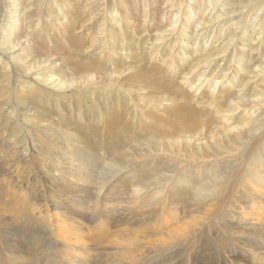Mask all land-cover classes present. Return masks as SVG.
I'll return each instance as SVG.
<instances>
[{
    "label": "bare ground",
    "instance_id": "1",
    "mask_svg": "<svg viewBox=\"0 0 264 264\" xmlns=\"http://www.w3.org/2000/svg\"><path fill=\"white\" fill-rule=\"evenodd\" d=\"M115 1V4L110 6L112 9L108 12L107 21L100 23L102 17L98 19V33L95 32L97 37L93 35L91 40V44L96 46L94 53H92L95 56L87 58L82 55L83 44L78 43L74 35L71 34L74 33L77 25L74 19L75 15H72L73 6H78L77 4L73 5L71 1L67 5V10H62L58 6L49 9L42 8L43 2L41 0H10L4 5L1 4L0 0V28L3 33L0 34V99H2L0 103V129H7L9 125L7 115L11 112L14 113L11 102H7L8 108L5 111L2 107V103L7 101V96L11 95L12 92L15 102L23 105L28 115L36 116L37 114V123L45 121L41 119L43 113L48 111L43 108L44 103L49 104V107L52 108L57 105L58 100L60 101L59 105L62 106L61 103L64 102L61 101L72 99L82 101L85 97L90 98L91 101L92 96H98L100 102H96V98H94V103L103 107L107 105L105 110L101 106L100 112L98 111L99 114L94 112L96 121L102 116L100 122L104 124L103 129H105V142H103L107 145L108 143L118 145L111 135H114V138L118 137L115 134L120 133V130L128 131L132 135L133 130H136L133 133V136L138 138L135 142L144 147L143 149L140 147L131 158H124L123 160L116 158L107 162L103 160L102 164L105 167L103 172L117 175L127 170L136 160L137 165L138 162L144 163L150 159L149 162H152L150 167L153 164V168H149V171L154 170V167L157 166L156 162L165 165V169L161 172L158 171V174H161H157L155 178L150 177L142 183V179H133L136 194L153 186L155 192L152 196L160 197L163 195L167 184L176 181L180 183H175V186L179 187L182 183L190 186H188V192H185V195L178 196L179 203L183 202V197H190L193 198V203L198 206L208 199L204 196V193H207L205 190L207 187L211 189L208 192L210 196L220 199L225 190L228 189L229 181L234 182L235 174L236 176L239 175L237 167L240 165L244 167L241 174L252 181L250 182L251 185L254 183L257 188L263 189L264 0H246L245 11H239L240 13L236 18L232 17L235 14V9L237 10L239 7L238 4L241 3L240 0H190L192 3L186 4L182 10H180V6L186 0H182V3L181 1L174 3L173 0H142L143 4L141 7L139 6L140 9L137 5H132L133 2H129V0ZM1 5L4 6L3 11ZM130 6L133 8L130 9ZM160 6L170 8L160 11ZM210 6L217 7V10L212 11L213 13L217 12V14L215 16L212 14L213 18L210 16L204 22V12ZM229 6L233 12L227 9ZM119 7L124 9V14L118 10ZM58 11L61 16L57 20L55 16L59 14ZM172 11L175 13L170 15L169 27L167 29L162 28V23L166 22L167 19L166 13ZM46 14L47 20L43 22L42 19ZM33 16L36 18L35 29L32 28L33 20H28ZM51 17L55 23L61 21L58 22V27L62 31L61 34L64 33L62 36L54 37L49 34L51 28L56 25ZM156 17L160 19L157 22H155ZM5 22L7 24L4 30ZM232 22L234 23L232 24ZM135 23H140L139 26L147 34V39L149 37L146 44H150L149 46L157 52L155 57L152 55L151 58H156V61L164 66L167 73L170 74V76L166 74L168 78L164 77L165 82L149 75V72L140 71L136 75L134 74L135 76L125 75V69L116 61L119 55L123 56V50L126 46L128 52L131 51V46L137 50L138 45L135 42V37L138 35L135 32ZM193 23H195L194 31L191 32L188 26L193 28ZM228 24L229 26H227ZM41 31H43V35L38 36V32ZM57 34L60 35L58 32ZM59 40H62V44ZM101 41L108 43L106 50H109L110 53L103 51L104 46ZM167 42L169 43L167 44ZM215 42H217L216 47L220 45L218 48H213L212 45ZM83 49L86 53L93 51L91 46L83 47ZM210 49L213 50L208 53ZM65 53L69 54L67 58L64 57ZM104 53L107 55L105 62L103 61ZM5 56L10 60L4 59ZM96 56H98L97 60ZM130 57L132 55L128 56V59ZM73 59L78 61L72 62ZM60 63H64L66 68L63 66L64 64L61 65ZM227 63L229 65L225 69L224 66ZM60 66L65 68V72H69L68 68L72 67L71 73L73 74L67 75L64 74L65 72H56L55 68ZM151 67L152 65L149 66V68ZM196 69H199L198 73H194ZM14 70H16V75L13 78L19 79L12 78ZM243 74H246L247 78H242ZM14 87H22L24 91L20 94H24L25 97L21 98ZM106 87L109 88L105 89ZM138 90H140L139 93ZM31 94L35 95L37 100ZM41 99L45 101L39 102ZM77 106L78 103H76ZM50 108L49 112L51 111ZM79 108L78 106L77 111ZM91 108L93 110V107ZM8 109L10 111L7 113ZM69 110L70 106L68 112ZM97 114L101 116L98 117ZM74 120L72 121L74 122ZM60 122L58 125L48 123L45 128L41 129L40 133L45 135L50 133L49 130H52L53 133L60 131L74 134V131L65 128L66 124L64 125L63 121ZM69 123L73 124L72 122ZM75 125L77 124L75 123ZM85 125L83 126L85 127ZM87 126L89 127V124ZM64 128L65 130H62ZM43 130L48 131L45 133ZM78 130L80 132V129ZM94 130L98 133L97 127ZM40 133L38 131V134ZM49 136L50 134H47V137ZM63 138L65 139V136ZM76 138L79 139L80 137L77 136ZM76 138L73 140L77 141ZM64 139L61 140V145ZM95 140L98 142L97 139ZM64 142L68 141L65 140ZM100 142L102 141L100 140ZM50 145L51 142L49 141L47 146ZM47 146L41 148V152L45 157L50 158L49 155L51 156V154L45 151ZM69 147L72 145L66 148ZM96 149L99 150V148ZM60 151L62 150L58 152L60 153ZM117 152L120 151L117 150ZM81 153L83 154V151ZM92 158L90 161L88 157L84 158L83 156L72 159L71 165L74 168L68 167L65 170H59L62 174L67 172L65 174L71 177V172L76 169L79 171L76 176L78 181L87 185L93 184L94 178H96L94 170L99 166L98 161H92L94 159ZM50 161H53L52 165L56 166L54 160L50 159ZM232 163L237 164L232 166ZM220 165L222 168L215 171L214 167ZM185 176L189 178L190 182L183 180ZM193 181L194 183H192ZM148 182L149 185H147ZM196 187L201 191L197 192ZM172 191L174 192L173 188L168 195H171ZM21 200L23 201V199ZM263 206L264 203L260 204L261 208ZM29 222L30 220L27 223ZM25 226L21 229L18 228L20 235L21 232H26ZM29 231L31 240H25L26 244L22 240H16L17 244H15V240H5L1 232L0 239L2 240L0 241L14 259L22 257L20 256L22 253L24 256L25 253H29L27 256L29 261L25 264H34L35 256H38L36 261H39V254H50L49 248L54 242L42 240L38 231L34 233L32 228L27 230V233ZM223 243L208 242V250L222 251L226 246V243ZM31 245H36L40 249H37L39 254L33 251ZM168 256L171 255H158L157 260L160 264H169L171 259ZM138 259L133 255L122 260L118 259L114 263L138 264L140 263ZM263 259L261 257L262 261H264ZM0 264H11V262L0 255Z\"/></svg>",
    "mask_w": 264,
    "mask_h": 264
},
{
    "label": "rangeland",
    "instance_id": "2",
    "mask_svg": "<svg viewBox=\"0 0 264 264\" xmlns=\"http://www.w3.org/2000/svg\"><path fill=\"white\" fill-rule=\"evenodd\" d=\"M8 1L10 0H1V4L4 5V3ZM41 1L43 2L41 7H45V9H49L50 7L53 8L54 6L56 8V6H58L62 10H67V5H69L71 1L73 5H78L73 6L72 15H75L74 19L77 25L74 33L72 32L71 34L74 35L78 43L83 44L81 49L83 57L93 58L95 55L92 53H94L96 46L95 44H91V40L92 36L96 35L95 32L98 33V19L102 17L100 18V23L102 21H107L109 17L108 12L112 9L110 6L114 5L116 1ZM131 1L133 2L132 5H137L139 9L143 4L142 0H129V2ZM176 1L177 0H173L174 3H180V1L182 3V0ZM190 2V0L183 2V4H181L182 6H180V10L184 9L183 7ZM240 2L232 18H236L238 13L242 10L245 11L244 6L246 0H240ZM2 5L1 10L3 11L4 6ZM113 7V9H115V6ZM38 8L40 7L38 6ZM132 8L133 7L130 6V9ZM159 8L160 11H164L170 7L160 6ZM214 9L217 10V7L213 8L210 6V8L204 12V22L210 18V16L213 18L212 14L214 16L217 14V12H214L215 14L212 12ZM227 9L233 12L230 6ZM118 10L124 14V9H120L119 7ZM58 13L59 14L55 16L57 20L61 16L59 11ZM172 13L175 12L166 13L167 19L166 22L162 23V28L167 29L169 27L168 21H170V15ZM46 18L47 14L43 17V22L47 20ZM51 19L55 23L52 17ZM28 20H33L34 23L32 28L35 29L36 18L33 16L28 18ZM158 20L160 19L156 17L155 22ZM58 22L61 21H56V25L49 31V34L54 37L64 34H61L62 31L59 30ZM233 23L234 22H232V24ZM6 24L5 22L3 25L4 30ZM139 24L140 23H135L134 25L136 35H138L135 37V42L138 45L137 50H134L133 46H131L130 50L134 51H129V53L126 46L123 50V56L119 55L116 61L125 69V75L135 76L140 71L149 72V75H153L155 78H159V80L162 79L161 81L165 82V78H168L166 74L169 73H167L164 66L156 61V58H151L152 55L155 57L157 52L154 48L152 49L151 46H149L150 44H146L149 37L147 39V34L142 31L143 28H141ZM215 25H217V23H215ZM194 26L195 23H193V28L190 25L188 26L191 32L194 31ZM227 26H229V24ZM64 29L67 28L64 27ZM57 32L60 35H58ZM0 34H3L1 28ZM41 35H43V31L38 32V36ZM59 41L62 44V40ZM101 42L104 46L103 51L110 53L109 50H106L108 49V43L106 41ZM168 43L169 42H167V44ZM216 44L217 42L213 43V48H218L220 46L216 47ZM63 45L66 47L64 42ZM87 46H91L93 51L86 53L83 47ZM212 50L210 49L208 53H211ZM146 51L148 52L146 53ZM131 55L132 57L128 59V56ZM67 56H69V54L65 53L64 57L67 58ZM106 58L107 55L104 53V62ZM4 59L7 61L10 60L6 56ZM97 59L98 56H96V60ZM124 59H128V63ZM73 60L71 61H78L77 59ZM191 62L193 63V61ZM191 62L189 63L192 64ZM151 65L152 67L149 68ZM228 65L229 63H227L224 68L226 69ZM63 66H65V64ZM65 68L61 66L56 67L55 71L65 72ZM72 70L73 68L69 67V72H65L64 74H73L71 73ZM195 72L198 73L199 69L194 70V73ZM15 75L16 70L12 73V78ZM242 78H247V75L245 74ZM108 88L109 87H106L105 89ZM14 89L17 90V94L23 93L24 91L22 87H14ZM139 92L140 90H138V93ZM9 96H7V101L3 102L5 104L2 103V107L5 111L8 108L7 102H11L14 113L11 112L7 115L9 123L7 129H0V232L5 240H22L23 243L26 244L24 242L25 240H31V238H29L30 231L27 233V230L32 228L34 233L38 231L42 240H51V242H54L49 248L51 255H40L37 251V249H40L36 245H31L33 251L39 254V261H36L38 256H35L34 264H113L118 259L122 260L133 255H135L137 259L139 258L138 261L140 263L138 264H160L157 260V256H166V254L171 255L168 256V258L171 259L169 264H264V261L261 260V257L263 259L264 256V206L262 208L260 207V204L264 203V188H257L254 183V185H251L250 182L252 181L244 174H241L244 171L243 166L240 165L237 167L239 175L236 176L235 174L234 178L236 179L235 181L233 180L234 182L229 181L228 189L225 190L220 199H215L210 196L208 192H210L211 189L207 187V189H205L207 193H204V196L205 198L208 197V199L198 206L193 203V198L191 199L190 197H183V202L179 203L180 200L178 196L185 195V192H188L187 188L190 186L189 184L183 183L179 187L177 185L175 186V183H180L176 181L171 182V184L168 183L167 189H164L163 195L160 197L152 196L155 192L153 186L136 194V186H134L133 179H142V183L150 177L155 178L158 171L161 172L165 169V165L164 163L156 162L155 164L157 166L154 167V170L152 169L153 171H149V168H153V164L150 167L152 163L149 162L150 159H147V162L144 163L138 162L137 165L136 160L127 170L117 175H110L103 172V169H105V167H103L104 164H102L103 160L107 162L116 158L118 160L131 158L132 155L140 149L141 145L135 142V140L138 139L135 138V135L133 136L136 130H133L132 135H130L128 131L124 132L120 130V133L118 132L115 134L120 138H114V135H111L112 138L117 141L116 144L118 143V145H110L109 143L107 145V143H104V124L100 122L102 116L98 115V111L100 112L102 105L98 106L94 103V98H96V102H100L98 96H92L91 101L88 97H85L82 101H78L77 99L61 101L64 102L61 103L63 104L62 106L59 105L60 101L58 100L56 103L57 105L52 107L53 109L49 107V104L46 105L44 103L43 108L48 111L43 113L42 117H44H41V119L45 121L42 123H37V114L36 116L32 114L28 115L26 110H24V106L15 102V99L12 97L13 92ZM31 96L37 100L35 95L31 94ZM20 97L24 98L25 95L22 94ZM1 100L2 99H0V103ZM44 101L45 100L41 99L39 102ZM76 103H78L80 107V111L78 110L79 114H77L78 106L76 107ZM73 104L74 107H72ZM66 105L68 106L66 107ZM69 106L70 110L68 112ZM91 107H93V110ZM49 108L51 110L50 112ZM106 108L107 105H104L103 109L105 110ZM8 111L10 110L8 109L7 113ZM94 112L98 113V117L101 116L100 119L97 118V121L96 117H94ZM56 114L59 116L57 117ZM73 119L76 121L74 120L73 122ZM60 121H63L62 123H64V125L66 124L65 128L74 131V134L60 131H57L58 133H53L54 131L49 130L50 133L47 134H50V136L47 137V134L43 135L40 133V131H42L41 129L45 128L48 123L51 125H58L61 123ZM69 122L73 124L71 125ZM75 123L77 125H75ZM84 124H86L85 127L83 126ZM87 124H89V127ZM15 125H17V128ZM94 126L98 128V133L95 132ZM65 128L62 130H65ZM78 129H80V132ZM93 130L94 132L91 133ZM38 131L41 136L38 134ZM47 131L48 130H43L45 133ZM84 132H86V134H84ZM75 133L76 137L78 136L81 139H77ZM136 134L138 135V133ZM62 135L65 136V139ZM86 136L88 137L86 138ZM57 137L59 139H56ZM62 138L64 141L66 140L69 142H66L68 145L64 141H62L63 144L61 145L60 142L63 140ZM73 138H76L77 141H75V139L73 140ZM95 139H97L98 142H96ZM100 140L102 142H100ZM111 140L110 137V142ZM49 141L51 145L47 146ZM55 142L56 144H54ZM70 145H72V147L67 149L66 147ZM44 146H47V149L49 147V150L46 149L45 151L51 154V156L49 155L50 158L42 154L41 148ZM99 146L103 147L100 148ZM96 148H99V150ZM143 148L142 145L141 149ZM59 150L62 151L59 153ZM117 150L120 152L118 153ZM82 151L83 154L81 153ZM67 152L70 154L68 155ZM79 154L84 158L88 157L89 161L92 156L94 158H92V161H98L99 167L94 170V172H96L94 181H96H93V184L87 185L78 181L76 176L79 171L76 169H73V172H71V177L65 174L67 172L62 174L59 170H65L68 167L74 168L71 165L73 163L72 159L82 157ZM50 159L56 162L57 167L52 165L53 161H50ZM235 164L237 163H232L231 165L235 166ZM220 168H222L221 165L219 167H214V170L216 171ZM169 169L171 170L172 168ZM223 169L225 171L226 165ZM183 180L189 181V178L185 176ZM184 183L187 182L184 181ZM192 183H194V181ZM149 184L148 182L147 185ZM171 188L174 189V192L172 191V194L168 195L171 193ZM196 191L199 192L201 190L196 187ZM21 199H23V201ZM29 220L30 222L27 223ZM24 225H26V232L24 233L23 231L20 235L18 228L20 227L21 229ZM212 241H214V243L217 242V244L219 242L226 243L225 249L222 251L208 250L209 247L207 243ZM15 244H17V241ZM217 244L216 246H218ZM71 246H73V249H71ZM0 255L6 257L7 261H10L11 264H25L29 261V257H27L29 253H25V256L22 253L20 254L22 257L14 259L12 257L13 255L7 252L6 247L1 241ZM185 259L186 262L184 263Z\"/></svg>",
    "mask_w": 264,
    "mask_h": 264
}]
</instances>
